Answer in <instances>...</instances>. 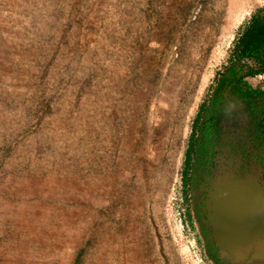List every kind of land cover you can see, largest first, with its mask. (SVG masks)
<instances>
[{
    "label": "rangeland",
    "instance_id": "374dc122",
    "mask_svg": "<svg viewBox=\"0 0 264 264\" xmlns=\"http://www.w3.org/2000/svg\"><path fill=\"white\" fill-rule=\"evenodd\" d=\"M263 8L0 0V264H211L184 213L189 148Z\"/></svg>",
    "mask_w": 264,
    "mask_h": 264
},
{
    "label": "flooded vegetation",
    "instance_id": "af4514ba",
    "mask_svg": "<svg viewBox=\"0 0 264 264\" xmlns=\"http://www.w3.org/2000/svg\"><path fill=\"white\" fill-rule=\"evenodd\" d=\"M258 76L260 81L254 83ZM263 82L264 8L247 22L216 76L198 112L189 148L184 213L211 264H246L229 258L237 253L224 240L238 237V220L221 214L242 203L250 187L264 201Z\"/></svg>",
    "mask_w": 264,
    "mask_h": 264
},
{
    "label": "water",
    "instance_id": "95a60500",
    "mask_svg": "<svg viewBox=\"0 0 264 264\" xmlns=\"http://www.w3.org/2000/svg\"><path fill=\"white\" fill-rule=\"evenodd\" d=\"M252 188H247L242 203L228 208L221 214V218L229 216L231 221L237 219L238 237L233 240H224L233 253L229 256L241 263L264 264V201L253 194ZM227 212V213H226ZM223 243V242H222ZM255 252L250 255V251Z\"/></svg>",
    "mask_w": 264,
    "mask_h": 264
},
{
    "label": "bare ground",
    "instance_id": "6f19581e",
    "mask_svg": "<svg viewBox=\"0 0 264 264\" xmlns=\"http://www.w3.org/2000/svg\"><path fill=\"white\" fill-rule=\"evenodd\" d=\"M245 194V193H244ZM224 222V221H223ZM230 233V232H229ZM230 235V234H229ZM225 237H226V235H225Z\"/></svg>",
    "mask_w": 264,
    "mask_h": 264
}]
</instances>
